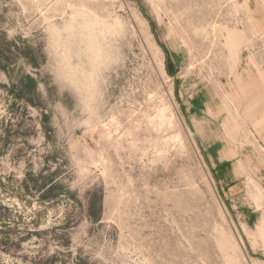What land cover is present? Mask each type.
Here are the masks:
<instances>
[{
  "label": "rangeland",
  "instance_id": "obj_1",
  "mask_svg": "<svg viewBox=\"0 0 264 264\" xmlns=\"http://www.w3.org/2000/svg\"><path fill=\"white\" fill-rule=\"evenodd\" d=\"M0 264H264V0H0Z\"/></svg>",
  "mask_w": 264,
  "mask_h": 264
},
{
  "label": "crops",
  "instance_id": "obj_2",
  "mask_svg": "<svg viewBox=\"0 0 264 264\" xmlns=\"http://www.w3.org/2000/svg\"><path fill=\"white\" fill-rule=\"evenodd\" d=\"M244 37L239 33V40L238 42L242 43L243 42V39ZM241 44L238 45V47H240ZM238 54L240 53V50L237 51ZM236 52V55L238 56ZM193 99L190 98L189 102H188V105H189V108L187 107V111L190 113V120L192 123H197L198 122V118H196V116H194L196 113L193 109ZM210 109L208 108V111ZM213 110V109H212ZM208 125H205V127L202 129V131H204V133H202L201 135L204 136V137H207L208 138V146L209 147H216L218 145H221V147H223L222 149L218 150L217 152V155L213 154L215 157L212 156V159H218V163H216L213 168L214 169H217L218 171L221 172L222 174V180L223 181H227V178H226V174H227V170H228V166H227V162H228V159L225 158L223 155L224 153L226 152V150H229L227 145H225V142H224V133L218 129H216L214 127V122H208L207 123ZM256 129L258 131V133L263 136V128L261 126H259V122L256 123ZM198 127L202 128V126L198 125ZM210 139H212V141H210ZM213 147V148H214ZM216 153V152H215ZM217 157V158H216ZM230 160V159H229ZM226 170V171H225ZM221 180V181H222Z\"/></svg>",
  "mask_w": 264,
  "mask_h": 264
}]
</instances>
